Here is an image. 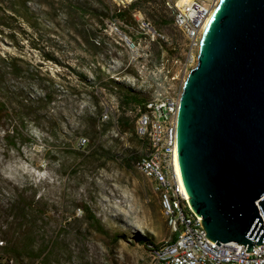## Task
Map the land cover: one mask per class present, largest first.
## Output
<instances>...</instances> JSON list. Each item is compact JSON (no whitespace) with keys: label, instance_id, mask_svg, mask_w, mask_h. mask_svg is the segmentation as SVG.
I'll return each mask as SVG.
<instances>
[{"label":"rangeland","instance_id":"rangeland-1","mask_svg":"<svg viewBox=\"0 0 264 264\" xmlns=\"http://www.w3.org/2000/svg\"><path fill=\"white\" fill-rule=\"evenodd\" d=\"M50 1L27 2L35 15L33 20L37 21L34 27L44 32L31 41L28 35L32 28H27L26 22L16 18L17 15L4 16L14 15L8 5L19 9L21 0H0V19L10 25L0 24V97L37 98L48 78L54 79V86L61 94L53 102L34 103L36 112L27 109L23 116L25 125L8 137L4 136L3 128L12 125V118L8 116L0 121V205L9 208L8 212H0V229L14 231V209L21 206L17 201L19 196L34 199L39 212L26 210V219L21 221L24 222L21 229L25 227L28 234L21 243L30 245L34 251L33 256L25 258L24 264H36L38 259L41 264H145L146 250L133 240V234H147L155 242L170 236L158 196L150 181L135 169L128 171L118 161L131 150L140 152L135 134L118 133L115 126L103 128L91 138V145L85 150H74L73 145L76 147L83 138L87 142L89 137L78 135L80 129L85 128L91 134L97 119L91 86L77 75L78 71L93 78V37L90 46L83 49L75 36L61 29L56 34L59 19L43 16L46 9L43 7ZM141 15L151 23L144 13ZM92 24L91 20L86 22L91 33ZM160 29L169 40L178 43L184 40L171 25ZM100 31L98 38L103 42L96 60L105 73L104 78L114 77L138 89L136 67L144 60L147 49L139 47L141 56L133 61L132 52L122 36L109 26V21ZM40 46L49 48L51 54L57 50L53 55L60 62L45 58ZM149 48L153 53L156 50L154 44ZM3 56L14 57L17 67L7 66ZM64 79L71 81L70 91L63 88ZM103 91L105 94L98 102L101 121L124 111L116 94H108L104 88ZM124 114L132 117L134 111L128 107ZM96 146L113 157L107 158L105 153L97 151L92 153ZM81 206L89 209L88 214H93L95 221L87 218ZM26 224L31 225L32 234ZM20 233L19 230L17 235ZM0 264L17 263L10 258L8 263L0 260Z\"/></svg>","mask_w":264,"mask_h":264},{"label":"water","instance_id":"water-1","mask_svg":"<svg viewBox=\"0 0 264 264\" xmlns=\"http://www.w3.org/2000/svg\"><path fill=\"white\" fill-rule=\"evenodd\" d=\"M174 165L207 240L262 243L264 0H218L203 23L179 92Z\"/></svg>","mask_w":264,"mask_h":264},{"label":"built area","instance_id":"built-area-1","mask_svg":"<svg viewBox=\"0 0 264 264\" xmlns=\"http://www.w3.org/2000/svg\"><path fill=\"white\" fill-rule=\"evenodd\" d=\"M125 5L132 0H112ZM218 0H164L172 18V26L184 40L178 43L154 28L140 12L134 14L136 23L130 29L141 38L132 40L116 21L109 26L125 41L136 61L139 47H145V58L136 67V87L148 93L144 107H135L134 134L146 146L133 159V168L151 182L158 195L160 209L170 236L148 244L145 264H264V240L246 246L235 242L212 243L204 236L196 217L187 204L174 165L175 122L179 92L189 69L196 62V52L203 23ZM142 43V45H141ZM154 44L157 54L150 52ZM141 45V46H140ZM168 49L173 52L168 54ZM155 50V51H156ZM86 141L83 138L81 143ZM264 224V220H262ZM174 236V239H171ZM244 246V247H243Z\"/></svg>","mask_w":264,"mask_h":264},{"label":"trees","instance_id":"trees-1","mask_svg":"<svg viewBox=\"0 0 264 264\" xmlns=\"http://www.w3.org/2000/svg\"><path fill=\"white\" fill-rule=\"evenodd\" d=\"M27 2L28 0H21L19 9H16L15 7H13V5H8L9 9L11 10V14L13 13L14 15L8 16L4 14V16L12 18V16L17 15L18 17L16 18H20L21 20L26 22L27 28H32L31 33L28 35V39L33 41L34 38L38 39V37L44 34V32L42 30H39L37 27H34V24L37 21L33 20L35 15L30 11V7L27 5ZM43 8H46L43 9L44 17L53 16L55 17V19H59L57 27H55L56 34H59V31L61 29L63 32L71 36H75V38L77 39V43L83 49L90 46V38L93 37V57L95 62L94 67H91L93 78H88L85 73L78 71L77 75L81 81L86 83V85L91 86L92 95L97 108L95 112L97 115V119L95 118V122H93V129L91 134L90 132H87L85 128L80 129L78 135H83V137L89 135V137L87 136V142H85L84 144L80 143L76 145V147L73 145L74 150L78 151L79 148H83V150H85L84 148H87V146L91 145V138H95L98 133L100 134L103 128L104 130H107L112 126H115L118 133L130 132V134L134 135V119L136 116L135 112L134 116L132 117L126 116L124 112L128 107L133 111L135 107L143 108L149 96L143 93L144 91L140 89H136L118 82L114 77L107 76L104 78L105 73L102 70L101 65L96 60L100 45L103 42V40L98 37H100V30H102L103 26L106 24V21H116L120 30L124 34L129 36L132 40L141 38V36L137 32L130 29V26H134L136 23L134 17V14L136 12L144 13L150 19L151 25L156 29L161 30L160 28L163 26H172V18L167 7L164 4V0H132L131 2L121 6L112 3L110 0H51L49 3L46 2V5H44ZM89 20H91L93 23L92 26L94 31H92V33L86 25V22ZM0 24L10 27L8 23L2 21L1 19ZM48 49L49 48L45 46L39 47L41 54L45 58L59 63L60 60L55 55H53L57 52V50H54L51 54L49 53L50 51ZM58 51L60 52L61 49L58 48ZM172 52L173 51L170 49H168L167 51L168 54ZM154 53L157 54V50H154ZM14 59V57H2V61H4L7 66L16 68L17 63L14 61ZM46 80L48 83L40 87L41 94L37 98H14L8 95L0 97V121L1 119H7L8 116H10L13 121L12 125L3 128L5 137H8L10 133L14 132L15 130H20L19 127L25 125L23 116L27 114V109L31 113L36 112L33 105L34 103L43 101L44 103H50L61 95L59 89L54 86V79L48 78ZM64 80L65 81L63 88H66V91H70L72 89V85L70 84L71 81H68L67 79ZM60 84L63 85L62 83ZM103 88L108 90V94L114 93L117 95L119 106H122V109L124 110L119 115H116V117H109V119L105 121H101V117L99 115L100 111L98 109V102L100 101V98L105 94ZM32 107L33 109L31 111ZM134 137L135 141L138 143V145H140V150L144 149L146 146L145 141L138 139L136 136ZM95 151L99 153H105L107 158L113 157V155L110 154L107 150L99 146H96L92 153H95ZM137 155L138 154L134 152V150H131L130 153H125L124 155H122L118 159V161L122 167L130 172H133L134 168L132 166V162ZM17 201L19 204H21V206L18 205L16 209H14V212H16V223L14 226V231L9 233V231L7 230L0 229V260H5V263H8L10 258H14L17 264H24L25 258L33 256L34 251L33 248L30 247V245L24 242L26 244V246L24 247V243H21L22 238L25 240V236L28 235L25 234V227L21 229V225L24 223L21 221L26 219V210H30L34 214H37L39 211L38 208H36L37 201H35L34 199L27 200L19 196L17 198ZM8 209L9 208L2 207L0 205V212H8ZM81 210L85 212V215L88 216L87 218L89 220L95 221L94 215L88 214L89 209L87 207L81 206ZM30 224H26L27 231H29V234H32V227ZM19 230L21 233L20 235H17ZM171 239H174V236H171ZM133 240L139 243L141 247L144 248V250H148V244L157 243L149 235L141 233L133 234ZM28 246L32 249L26 250ZM38 256L40 255L37 254L36 257L39 258ZM36 264H41V261L38 259L36 261Z\"/></svg>","mask_w":264,"mask_h":264}]
</instances>
